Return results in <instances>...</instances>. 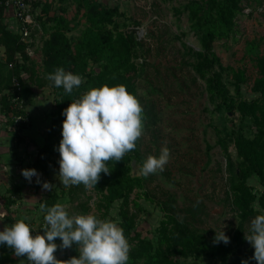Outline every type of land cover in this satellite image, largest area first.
Listing matches in <instances>:
<instances>
[{
    "label": "rangeland",
    "instance_id": "374dc122",
    "mask_svg": "<svg viewBox=\"0 0 264 264\" xmlns=\"http://www.w3.org/2000/svg\"><path fill=\"white\" fill-rule=\"evenodd\" d=\"M104 1L120 7L121 15L116 18L119 29L125 34L134 35L133 59L138 67L136 97L143 109L149 110L154 117L153 125L145 123L144 135L138 140L142 161L133 159L131 162L135 173L141 174L143 163L149 155L158 157L162 147H168L170 160L164 170L157 173V183L148 189L158 184L176 200L178 208L192 202L204 204L207 215L196 225V232L208 240L221 229L228 235L235 214L223 203L227 174L219 141L221 138L227 141L233 161L238 163L232 138L241 121L239 113L229 111L219 95H211L205 82L193 71L192 65L195 63V53L200 50V43L198 36L190 29L187 12L182 9L193 0ZM44 3L51 5L46 18L43 15L36 21L26 40L21 38L27 45V59H23L24 69L18 79L21 85V90L17 92L20 93L19 100L11 101L15 76L12 77L11 87L0 92V102L3 96H7L11 104V111L7 114L0 104V231L28 217L25 222L33 229V236L43 234L45 221L40 204L52 193L58 194L57 203L64 205L70 216L92 214L99 219L121 221L119 202L103 218L104 211H98L95 192L86 189L76 193L74 186L62 185L58 178L60 153L52 157L48 173H39L41 183H37L35 176L29 182L22 175V170L35 160L38 149L44 143L54 102L53 89L42 67L41 48L44 39L49 37L45 29L51 31V19L64 16L68 21L66 36L74 44L85 28L82 13H77L73 0H30L31 12L35 16L39 12L42 14V7L39 6ZM243 5L248 7L237 16V36L216 40L213 44L219 63L213 67L212 73L220 76L228 94L234 97L236 79L233 73L245 71L246 81L241 83L240 93L242 98L251 100L258 96L252 90L257 77L253 62L256 54L248 52L247 44L257 42V55L264 53V0H243ZM4 22L8 31L18 35L16 22L12 18L5 17ZM14 45L11 34H0V78L6 79L16 63H7V50ZM16 57L15 60H18ZM24 87L29 90L26 97ZM244 134L249 136L251 131L247 129ZM45 181L54 185L51 191L42 188ZM248 184L257 196L264 190L255 175L248 179ZM16 186H23V189L7 208L5 200L9 196L8 191ZM141 192L135 189L130 195L134 227L131 236L125 237L131 246L135 244L132 238L136 233L156 242L157 229L163 218L161 209L141 198ZM135 201L140 204L141 210L133 207ZM83 205L90 209L84 210ZM253 206L258 208V203L255 201ZM55 243L59 246L62 241L58 238ZM73 251V246L68 249L58 247L55 255L58 260L67 261ZM10 252L19 264H30L26 256L16 257L14 249ZM180 264L213 262L206 257L190 255L180 258Z\"/></svg>",
    "mask_w": 264,
    "mask_h": 264
},
{
    "label": "trees",
    "instance_id": "16d2710c",
    "mask_svg": "<svg viewBox=\"0 0 264 264\" xmlns=\"http://www.w3.org/2000/svg\"><path fill=\"white\" fill-rule=\"evenodd\" d=\"M4 1L0 0V34L13 36L15 45L7 50V63H16L7 73L6 79L0 78V92L11 87L13 76L20 78L24 69L23 61L27 59L25 52L27 45L20 36L11 33L5 26ZM249 1L259 2V0ZM73 2L76 4L77 13H82L85 28L78 41L72 44L66 36L67 19L64 16L51 19V31L45 29L49 37L44 39L41 48L42 67L46 79L55 69L63 67L66 72L70 71L82 76L84 82L71 94H67L63 88H56L54 82L48 80L54 92L50 127L43 145L36 153L35 160L25 168L36 169L40 174L48 173L53 162L52 157L59 154L63 122L66 119L62 114L63 110L80 99L85 94L83 92L107 84L110 87L124 85L130 94L136 96L137 93L138 67L133 59L135 38L133 34H125L119 29L116 18L121 15L120 7L104 0H73ZM50 6L47 3L40 4L42 14L40 12L36 14V21L43 15L46 18ZM245 7L248 6L243 5V0H193L182 8L187 12L190 29L198 36L200 43V50L195 53V63L192 65L195 75L205 82L207 91L211 95H219L229 111H236L240 115L241 124L232 138L238 163H234L227 141L224 138L219 141L227 174L223 203H226L235 214V220L227 235L230 237V243L217 244L214 243L215 234L208 240L196 232V225L207 215L204 204L192 202L184 208H178L176 200L158 184L153 189H148L157 183V174L145 177L142 173L138 175L134 172L131 164L133 159L142 161L137 141V147L127 153L123 160L117 163L108 162L110 174L101 173L100 181L96 187L91 188L98 196V211H104L103 218H106L113 205L119 202L118 214L121 221L116 222L114 218L111 220L123 228L125 236L130 237L134 227L130 214V195L135 189L142 190L140 197L156 204L163 213L157 229L156 242L143 238L138 233L133 236L132 240L135 244L130 250L128 264H180V258H187L190 255L209 258L213 264H241L242 260H248L249 264H257L251 259L255 249L244 239V236L250 230L251 220L257 215H264V190L257 196L248 184V179L255 175L264 188V53L257 55L259 44L254 41L248 42V52L256 54L253 62L257 77L252 90L258 96L254 99L246 100L241 97L240 85L246 81L245 71L233 73L236 79L234 97L228 94L220 76L212 73L213 67L219 63V58L213 51V44L216 40H228L237 36V16ZM41 21L42 19L40 25ZM40 30L43 34L42 28ZM16 55L21 58H17ZM14 56L18 60H15ZM28 93L29 90L25 89V97ZM0 104L6 114L11 111L7 96L1 98ZM143 115L144 125L145 123L153 125L154 117L150 111L144 110ZM247 129L251 131L249 136L244 134ZM74 187L76 193L86 190L83 184ZM22 189L23 186H16L8 191L9 196L5 200L7 208ZM58 199V194L52 193L48 194L42 203L52 207L57 204ZM255 201L258 203V208L253 206ZM133 207L141 210L137 201L134 202ZM82 208L90 209L87 205H83ZM45 215L46 211H43L42 217L44 218ZM73 248L74 251L70 253L68 260L74 256L79 257L75 244ZM11 250L7 245H0V264H19Z\"/></svg>",
    "mask_w": 264,
    "mask_h": 264
},
{
    "label": "clouds",
    "instance_id": "9594fccd",
    "mask_svg": "<svg viewBox=\"0 0 264 264\" xmlns=\"http://www.w3.org/2000/svg\"><path fill=\"white\" fill-rule=\"evenodd\" d=\"M56 88L71 94L84 82L80 75L65 71L63 67L47 76ZM144 109L139 100L124 85L93 88L63 110V122L58 178L64 187L84 185L96 187L101 173L110 174L108 162L116 163L133 151L136 142L144 135ZM170 160V150L162 147L160 155H149L141 173L148 177L162 172ZM22 175L29 181L40 174L36 169H24ZM54 185L43 182L42 188L51 191ZM46 211L43 234L33 236V229L25 217L11 227L0 231V245L14 249L16 257H27L30 264H128L131 245L124 230L112 220L99 219L92 214L70 216L64 205L52 207L40 204ZM62 243L58 246L55 241ZM244 239L255 249L251 259L264 264V215L251 220L250 230ZM230 243L222 229L214 243ZM75 244L79 257L61 261L56 258L58 247L71 248ZM241 264H249L242 260Z\"/></svg>",
    "mask_w": 264,
    "mask_h": 264
},
{
    "label": "built area",
    "instance_id": "2783aa9c",
    "mask_svg": "<svg viewBox=\"0 0 264 264\" xmlns=\"http://www.w3.org/2000/svg\"><path fill=\"white\" fill-rule=\"evenodd\" d=\"M5 14L6 18H12L16 23L17 34L26 40L30 34V29L36 26L35 15L31 12L29 0H5ZM20 57V56H19ZM17 57V58H19ZM14 94L11 97L12 102H17L19 100L18 91L21 90V85L16 77H14ZM17 90V91H16ZM6 169V168H5Z\"/></svg>",
    "mask_w": 264,
    "mask_h": 264
},
{
    "label": "water",
    "instance_id": "95a60500",
    "mask_svg": "<svg viewBox=\"0 0 264 264\" xmlns=\"http://www.w3.org/2000/svg\"><path fill=\"white\" fill-rule=\"evenodd\" d=\"M133 170H134V164H133ZM135 172V171H134Z\"/></svg>",
    "mask_w": 264,
    "mask_h": 264
}]
</instances>
